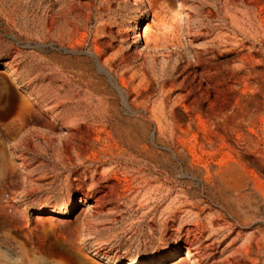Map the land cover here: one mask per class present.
Masks as SVG:
<instances>
[{"label":"rangeland","instance_id":"374dc122","mask_svg":"<svg viewBox=\"0 0 264 264\" xmlns=\"http://www.w3.org/2000/svg\"><path fill=\"white\" fill-rule=\"evenodd\" d=\"M0 66V264H264V0H0Z\"/></svg>","mask_w":264,"mask_h":264},{"label":"bare ground","instance_id":"6f19581e","mask_svg":"<svg viewBox=\"0 0 264 264\" xmlns=\"http://www.w3.org/2000/svg\"><path fill=\"white\" fill-rule=\"evenodd\" d=\"M167 3H168L167 6L163 8L162 12H164L165 14H169V15H174V14L178 15L180 13V11L176 8L174 1L173 2H167ZM56 17H57V15H54L51 17V23L54 21V19ZM178 21L181 22L182 18L180 17L178 19ZM148 29H149L148 27H146V29H144V34H146ZM136 40H138V37H136ZM5 83L8 85L6 88V91L9 92V94H12L13 92L16 93L14 91V89L12 88V86L7 81H5ZM10 91H12V93ZM10 97L12 100L14 99V98H12V96H10ZM23 100H24V98H23ZM23 102H22V104H23V116L22 117L24 118L26 113H27V111H26L27 106H26L25 101H23ZM24 125H26V124L24 123ZM41 125L42 124L40 122L36 123V126H39L41 128V132L44 134L52 135V134L56 133V131H57L56 127L52 123H46L43 126H41ZM5 154H6V157H3V153H2V151H0V172L6 175L8 173V171H10V173L16 174L18 177H20L18 174L19 170L16 169V166H15L13 160L10 159V157H9L7 147L5 148ZM215 179H217L221 188L225 192V198H226L227 204L230 205L231 207H234L237 210V213H238V215L241 218L243 223L247 222L250 219V217H249L248 213H246L245 207L251 205L252 200L254 198L252 195H250L248 192L245 191L246 184H245L244 178L236 170L227 167L225 169L220 170L217 173ZM132 181L135 182V179L133 178ZM149 190L151 191V188L148 189L147 192L145 191L146 195L149 194V192H150ZM248 252H249V248L247 251V246L244 243L241 246V248L234 251V254H237L236 259L239 262H245V259L248 257ZM184 260L185 259H182L181 262H183ZM184 264H188V263H184Z\"/></svg>","mask_w":264,"mask_h":264},{"label":"water","instance_id":"95a60500","mask_svg":"<svg viewBox=\"0 0 264 264\" xmlns=\"http://www.w3.org/2000/svg\"><path fill=\"white\" fill-rule=\"evenodd\" d=\"M143 30H144V25L141 28V35H143ZM65 53L67 54H81L84 52L81 51H72V50H67V49H62ZM85 54H87L88 56H91L94 60H96V57L90 53V52H85ZM97 66H98V70L101 74L105 75L110 83L112 84V86L118 91V93L120 94L123 104L125 106V109L127 110V112H129L131 115H135L137 112H135L127 103V100L124 96V92L123 90L118 86L115 78L113 75H111L106 68H104L99 62H97ZM0 78H2L3 80L7 81L12 88L14 89V91L18 94V93H22V89L18 86V83L15 81L14 76L10 74V71H7L6 68L4 66H0ZM27 111V110H26ZM33 115L35 117V124L37 122H40L43 126L46 123H52L54 124V126L56 128H59L58 125L55 124L54 120L52 119L51 116L47 115L45 112H43L41 109H34L33 110ZM149 124L152 128V138L156 139V136L158 134V126L156 125V123L152 120L149 121ZM164 150L166 152H168L169 154L173 155V150L171 148V143H167V146L164 148ZM229 168L236 170L245 180V184H246V190L248 192H252V184L250 183L248 177L246 176V174L244 173V171L236 164H230ZM260 202L263 203V200L260 199Z\"/></svg>","mask_w":264,"mask_h":264}]
</instances>
